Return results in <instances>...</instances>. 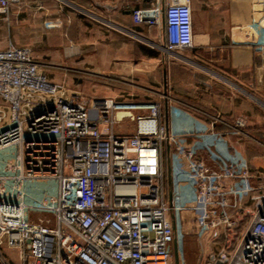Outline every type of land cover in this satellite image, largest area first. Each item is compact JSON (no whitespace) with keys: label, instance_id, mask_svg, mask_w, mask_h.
<instances>
[{"label":"built area","instance_id":"built-area-1","mask_svg":"<svg viewBox=\"0 0 264 264\" xmlns=\"http://www.w3.org/2000/svg\"><path fill=\"white\" fill-rule=\"evenodd\" d=\"M21 4L0 0V16L9 21ZM132 17L149 27L164 18L166 52L194 47L192 0ZM43 67L29 47L0 50V264H175L171 214L183 210L203 233L223 229L224 243L201 264H264V186L256 192L248 166L207 164L162 125L160 103L68 97ZM125 120L134 132L117 134ZM166 143L195 193L189 206L176 194L170 206ZM237 212L250 220L232 246Z\"/></svg>","mask_w":264,"mask_h":264},{"label":"crops","instance_id":"crops-1","mask_svg":"<svg viewBox=\"0 0 264 264\" xmlns=\"http://www.w3.org/2000/svg\"><path fill=\"white\" fill-rule=\"evenodd\" d=\"M63 1L79 10H65L59 0H22L9 21L0 16V40L31 48L48 79L68 97L160 103V121L180 143L194 144L209 165L248 166L256 192L264 186L255 181L264 179V116L257 104L264 98L263 4L192 0L194 47L169 53L163 17L157 27L132 17L133 10L162 7L163 0ZM239 119L245 126L235 131ZM121 124L115 132L129 134L133 124ZM171 162L173 194L192 198V189L177 180L184 163L173 147ZM165 183L169 199L167 172Z\"/></svg>","mask_w":264,"mask_h":264},{"label":"rangeland","instance_id":"rangeland-1","mask_svg":"<svg viewBox=\"0 0 264 264\" xmlns=\"http://www.w3.org/2000/svg\"><path fill=\"white\" fill-rule=\"evenodd\" d=\"M61 3L65 4L63 6V8L65 10H69L74 12L73 9H76L77 11L79 10L77 8L76 5H72L70 2L67 1H63V0H59ZM6 41H1L0 40V46H6ZM8 47V45L6 46V48ZM28 47V46H26ZM222 81V80H221ZM250 97V96H248ZM258 108L260 110V112L263 114L264 116V98H259L258 101ZM7 117V116H6ZM128 123L127 120H125L121 125L120 128H122L124 125H126ZM263 127H264V121H263ZM135 129V125L133 124L128 130L127 133L132 134L134 132ZM264 130V128H263ZM261 142H262V150H261V162H262V173H263V178H264V134L262 135L261 138ZM12 151V150H10ZM8 151V152H10ZM233 159L237 160V153L233 154ZM164 159H165V168L167 169V151L165 148L164 151ZM238 162V161H236ZM242 164L237 163L236 166L239 167ZM244 165V164H243ZM182 174V173H181ZM181 174H179L177 176V180L179 182L185 183L187 184L191 189L192 187L190 186L189 183L182 181V176ZM255 181H260L264 183V179H259ZM46 184V183H44ZM50 184H55L54 183H48ZM193 192V197L192 198H184L183 196V203L184 206H189L191 204V202L193 201L194 197H195V193ZM247 207H249V209H253V207L251 206V204H247ZM231 209H233V205H231L230 207ZM238 213V212H237ZM175 216V238L177 240V245H178V253H179V258H180V264H201L204 257L206 256V254H208L209 252L214 251L218 245H221L224 243V237H223V229L220 228L218 231H214L211 234H206L203 233L202 231L198 230L196 227V223H195V219L192 215V213H190L187 210H183L181 212L178 213H174ZM234 217V219H238V227L237 228H233L230 230L226 231V234L229 235V238L232 240L231 244L232 246H234V244L236 243L237 238L242 234L244 227L246 226V223L250 220V215H248L247 217H245L242 213H238L237 215H233L232 218ZM233 219V220H234Z\"/></svg>","mask_w":264,"mask_h":264},{"label":"water","instance_id":"water-1","mask_svg":"<svg viewBox=\"0 0 264 264\" xmlns=\"http://www.w3.org/2000/svg\"><path fill=\"white\" fill-rule=\"evenodd\" d=\"M167 179H168V187H169V203L170 206H173V173H172V162H171V145L167 143ZM172 223L175 229V216L174 212L171 214ZM173 250H174V260L175 264H180V258L178 253V245L177 240L175 238L173 242Z\"/></svg>","mask_w":264,"mask_h":264},{"label":"bare ground","instance_id":"bare-ground-1","mask_svg":"<svg viewBox=\"0 0 264 264\" xmlns=\"http://www.w3.org/2000/svg\"><path fill=\"white\" fill-rule=\"evenodd\" d=\"M121 115H119V117H120Z\"/></svg>","mask_w":264,"mask_h":264},{"label":"trees","instance_id":"trees-1","mask_svg":"<svg viewBox=\"0 0 264 264\" xmlns=\"http://www.w3.org/2000/svg\"><path fill=\"white\" fill-rule=\"evenodd\" d=\"M166 172H167V169H166Z\"/></svg>","mask_w":264,"mask_h":264}]
</instances>
